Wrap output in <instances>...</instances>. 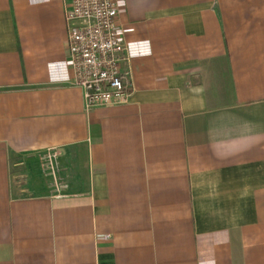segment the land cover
Segmentation results:
<instances>
[{
  "label": "crops",
  "instance_id": "crops-1",
  "mask_svg": "<svg viewBox=\"0 0 264 264\" xmlns=\"http://www.w3.org/2000/svg\"><path fill=\"white\" fill-rule=\"evenodd\" d=\"M116 2L90 108L70 0H0V264H264V0Z\"/></svg>",
  "mask_w": 264,
  "mask_h": 264
},
{
  "label": "built area",
  "instance_id": "built-area-1",
  "mask_svg": "<svg viewBox=\"0 0 264 264\" xmlns=\"http://www.w3.org/2000/svg\"><path fill=\"white\" fill-rule=\"evenodd\" d=\"M118 14L116 0H70L66 9L75 83L90 108L125 102L132 93L121 66L126 47Z\"/></svg>",
  "mask_w": 264,
  "mask_h": 264
},
{
  "label": "rangeland",
  "instance_id": "rangeland-1",
  "mask_svg": "<svg viewBox=\"0 0 264 264\" xmlns=\"http://www.w3.org/2000/svg\"><path fill=\"white\" fill-rule=\"evenodd\" d=\"M24 178V183H25V181H27V180H30L31 178H29V177H23Z\"/></svg>",
  "mask_w": 264,
  "mask_h": 264
}]
</instances>
